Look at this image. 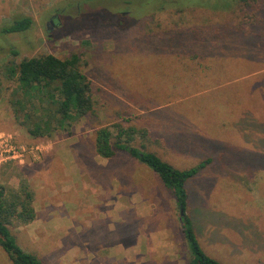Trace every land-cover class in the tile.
Masks as SVG:
<instances>
[{
    "label": "rangeland",
    "instance_id": "obj_1",
    "mask_svg": "<svg viewBox=\"0 0 264 264\" xmlns=\"http://www.w3.org/2000/svg\"><path fill=\"white\" fill-rule=\"evenodd\" d=\"M24 16L29 29L1 32ZM42 54L76 55L94 104L70 133L33 138L0 77V136L22 155L0 182L33 192L35 218L9 226L20 247L45 264H188L171 191L126 152H95L120 124L177 168L204 162L186 187L207 254L264 264V0H0V72Z\"/></svg>",
    "mask_w": 264,
    "mask_h": 264
},
{
    "label": "trees",
    "instance_id": "obj_2",
    "mask_svg": "<svg viewBox=\"0 0 264 264\" xmlns=\"http://www.w3.org/2000/svg\"><path fill=\"white\" fill-rule=\"evenodd\" d=\"M242 2L248 5V0ZM31 24L32 19L24 16L2 26L1 32H22ZM78 67L76 55L62 59L53 54L25 57L17 64L4 65L0 77L15 81L9 98L14 118L31 137H48L57 130L70 133V127L93 109L91 82ZM114 128L115 133L107 126L96 131V154L111 158L117 151H124L155 173L175 199L181 231L191 253L188 264H224L200 246L188 213L186 182L204 166V162L195 167L177 168L149 151L144 143L133 145L137 133L133 127L114 124ZM140 134L146 136L145 130ZM34 218L33 192L27 181L20 178L14 190L0 182V247L12 264H45L20 247L9 229L14 223L27 224Z\"/></svg>",
    "mask_w": 264,
    "mask_h": 264
},
{
    "label": "built area",
    "instance_id": "obj_3",
    "mask_svg": "<svg viewBox=\"0 0 264 264\" xmlns=\"http://www.w3.org/2000/svg\"><path fill=\"white\" fill-rule=\"evenodd\" d=\"M22 157L19 146L12 136H0V164L20 160ZM21 161V160H20Z\"/></svg>",
    "mask_w": 264,
    "mask_h": 264
},
{
    "label": "crops",
    "instance_id": "obj_4",
    "mask_svg": "<svg viewBox=\"0 0 264 264\" xmlns=\"http://www.w3.org/2000/svg\"><path fill=\"white\" fill-rule=\"evenodd\" d=\"M56 153H57V152H56ZM57 155H58V153H57ZM135 194H136V193H135ZM132 201H133V200L130 199L129 204H130V205H135V204H133L134 202H132ZM138 202H139V201H138ZM138 202H137V203H138ZM137 203H136V204H137ZM112 207H113V210H115V206H114V204H113ZM134 207H135V206H134ZM131 208H132V207H131ZM131 208H130V209H131ZM136 213H138V211H136ZM11 264H12V263H11Z\"/></svg>",
    "mask_w": 264,
    "mask_h": 264
},
{
    "label": "flooded vegetation",
    "instance_id": "obj_5",
    "mask_svg": "<svg viewBox=\"0 0 264 264\" xmlns=\"http://www.w3.org/2000/svg\"><path fill=\"white\" fill-rule=\"evenodd\" d=\"M55 17L57 18L56 15H55ZM49 23L52 24V25L54 24L53 17L50 19V22H49ZM49 23H48V25H47L48 27H50V24H49Z\"/></svg>",
    "mask_w": 264,
    "mask_h": 264
}]
</instances>
